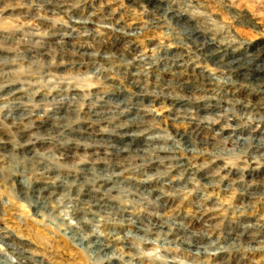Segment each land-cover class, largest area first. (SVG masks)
I'll return each mask as SVG.
<instances>
[{
  "label": "rangeland",
  "instance_id": "rangeland-1",
  "mask_svg": "<svg viewBox=\"0 0 264 264\" xmlns=\"http://www.w3.org/2000/svg\"><path fill=\"white\" fill-rule=\"evenodd\" d=\"M157 1L0 0V264H264V0Z\"/></svg>",
  "mask_w": 264,
  "mask_h": 264
},
{
  "label": "bare ground",
  "instance_id": "bare-ground-1",
  "mask_svg": "<svg viewBox=\"0 0 264 264\" xmlns=\"http://www.w3.org/2000/svg\"><path fill=\"white\" fill-rule=\"evenodd\" d=\"M136 1V0H135ZM140 1H144V0H140ZM156 2H153V3H157L158 4V2L159 1H157V0H155ZM166 4V3H165ZM167 6H169L168 4H166ZM170 7V6H169ZM52 34H54V36H56V37H59V39L60 40H62L63 41V39H64V36L66 35L65 33H60V32H55V33H52ZM51 34V35H52ZM68 36V35H67ZM73 36V35H72ZM65 40V39H64ZM76 40V39H75ZM61 41V42H62ZM77 41V40H76ZM110 41V40H109ZM64 42V41H63ZM62 42V43H63ZM67 42H70L71 44L72 43H74V42H72V40L69 38L68 40H67ZM76 43V42H75ZM78 43V42H77ZM81 44V43H80ZM79 43L77 44V46L75 47V48H80V47H82L81 45H80ZM109 44V43H108ZM62 45V44H61ZM73 45V44H72ZM113 45V44H112ZM67 46V45H66ZM106 47V46H105ZM104 47V49H107V47L105 48ZM221 50V49H220ZM252 57V59H251V62H253L254 60H255V58L256 57H254V56H251ZM235 59V58H234ZM239 59V58H238ZM237 59V60H238ZM231 60V59H230ZM236 60V59H235ZM235 63V62H234ZM264 63V62H263ZM226 64V63H225ZM224 65V64H223ZM237 65V64H236ZM240 66V65H239ZM256 66V65H255ZM254 67V66H253ZM252 68V67H251ZM257 69V68H256ZM227 72V71H226ZM231 72V71H230ZM236 72H238V71H236ZM243 72V71H242ZM249 72V71H248ZM247 73V72H246ZM198 75V74H197ZM203 77V76H202ZM230 77V76H229ZM235 77V76H234ZM236 77H239V76H236ZM244 77V76H243ZM260 78V77H259ZM238 79V78H237ZM207 81V80H206ZM232 82V81H231ZM237 82H238V80H237ZM252 82V81H251ZM239 86V85H238ZM158 88L156 89V90H158V91H160V93H164L165 94V91H166V88H164L163 86H157ZM166 87V86H165ZM204 88V87H203ZM222 88L223 89H227V90H238V88H237V86H229V85H225V86H222ZM140 91V90H139ZM235 94V93H234ZM261 95V94H260ZM263 96H256L255 97V100L254 101H249V102H246V103H243V101H242V99H235V101H238V102H234V103H236V105L237 106H239L240 107V109L241 110H243V111H245V112H249L250 113V115H251V117L250 118H252L251 120H253L254 121V119H259V118H264V94H262ZM233 96V95H232ZM229 97H230V95H229ZM228 97V98H229ZM227 98V97H226ZM225 98V99H226ZM231 98V97H230ZM229 101V100H228ZM227 101V102H228ZM222 102V101H221ZM208 103H211V106L212 107H215L216 106V104H217V102H214V99L213 100H211L210 102H208ZM171 105V104H170ZM173 105V104H172ZM222 105H224V104H222ZM120 107H123V108H127V106H123V104H120L119 105ZM226 106V105H225ZM129 107V106H128ZM134 108V107H133ZM211 108V107H210ZM183 109V108H182ZM128 110V109H127ZM225 110V109H224ZM242 112V111H241ZM126 113H127V111H126ZM89 114V113H88ZM99 114V112H97V111H95L94 112V114H93V116H97ZM100 114H103L101 111H100ZM243 116V115H242ZM136 118V117H135ZM141 119V118H140ZM138 120V122H142L141 120ZM135 120V121H134ZM133 121L134 122H136V119H134ZM174 120V118L173 119H171V121H173ZM132 121V122H133ZM129 122V121H128ZM188 133V132H187ZM259 133V132H258ZM261 134H263V133H261ZM181 135H182V133H181ZM195 135V134H194ZM129 136V135H128ZM259 136H261L260 134H259ZM264 136V135H263ZM189 137V136H188ZM128 139V138H127ZM182 139V138H181ZM180 139V140H181ZM203 139V138H202ZM128 141V140H127ZM184 142H182V144H184L185 146H186V148L188 149V148H191V149H189V152H188V154H195V152H197V150L193 147V144H192V141L190 140V141H185V140H183ZM205 141V140H204ZM235 141L236 142H238V144L239 145H241L242 147H246V148H249V149H251V148H253L254 149V151H256V150H258V148L259 147H264V137H262V139H255L254 137H253V135L252 134H248L247 136H245V137H242L241 135H237L236 137H235ZM124 146V145H123ZM127 146H128V144H127ZM130 146V145H129ZM252 146V147H251ZM119 147V146H118ZM137 148V147H136ZM139 148V147H138ZM130 149V148H129ZM141 149V148H140ZM123 150H125V149H123ZM133 150V149H132ZM252 150V149H251ZM261 150V149H260ZM138 151V150H137ZM156 152L158 151V155L159 156H161V158H163V159H169V158H173V157H176V158H181V157H178V155H177V152L176 151H166V150H163V149H158V150H155ZM128 150L125 152V151H122V153H120V154H118V157H124V158H128ZM141 153V152H140ZM184 153H186V152H184ZM104 154V153H103ZM135 154H137V153H135ZM143 156V155H142ZM105 158V157H104ZM108 160H109V158H108ZM152 160V159H151ZM108 162V161H107ZM115 164H118V163H115ZM183 165V162H182V160H181V164L180 163H178V167H181ZM87 169V168H86ZM102 172V171H101ZM104 172V171H103ZM194 173H199V169H197V168H195L194 166L190 169V174H194ZM103 174V173H102ZM98 177V176H97ZM100 178H101V176H100ZM103 179H105L104 177H103ZM25 182V181H24ZM19 184H21V183H19ZM107 189H109V188H107ZM33 190V189H32ZM43 191H46L45 189L43 190ZM76 192V191H75ZM85 192V191H84ZM103 192H105V190L103 191ZM152 192V191H151ZM48 195L50 194V193H47ZM46 195V194H45ZM77 195V194H76ZM87 196H88V198L86 199V200H84L85 201V203H87L88 204V206H87V211L89 212V213H91V215L93 214V213H95V212H103V211H105L106 210V208L105 207H103L101 204H100V201L102 200V199H99V198H96V197H93L92 195H90V194H86ZM36 196V195H35ZM33 197V196H32ZM43 197V196H42ZM156 197V196H155ZM91 198L93 199V200H91ZM102 202V201H101ZM39 206V205H38ZM110 206V205H109ZM110 209V208H109ZM116 210V209H115ZM199 210H202V208H199ZM199 210H198V212H199ZM113 213H116V212H113ZM117 215H119V214H117ZM122 215H124V213H122ZM127 215V214H126ZM162 215V214H161ZM128 217V216H127ZM59 220V219H58ZM57 220V221H58ZM74 220H75V224H78V223H82V222H80L79 220H80V218H78L77 219V217H75L74 218ZM166 221H168V220H166ZM84 223V222H83ZM150 223V222H149ZM167 224V223H166ZM251 226V225H250ZM254 227V226H253ZM152 228H157L156 226H154V225H152ZM244 228V227H243ZM65 229H70V230H72V228H70V227H68V225H66V227H65ZM143 228H142V226L141 225H139L138 227H137V232L138 233H133L134 235H137V236H144V232L142 233L141 231H143L142 230ZM163 229V228H162ZM87 230V229H86ZM145 230V229H144ZM154 230V229H153ZM231 230V229H230ZM229 230V231H230ZM156 231V236H159V233H161V229L159 228V230L157 231V230H155ZM167 231V230H166ZM228 231V232H229ZM78 232V231H77ZM107 232V231H106ZM165 232V231H164ZM132 233V232H131ZM154 233V232H153ZM174 233H175V231H174ZM79 234V233H78ZM164 234V233H163ZM244 234V233H243ZM237 235V237L235 238V239H233L232 240V242L233 243H235V242H241V241H243L242 239H244V241L243 242H245V243H250L249 241H248V237H250V235ZM68 235V234H67ZM109 235H112V232L111 233H107V234H105L104 236H103V238L105 237V239L106 240H110V242H111V244L110 245H108V244H106V243H104V241H102V240H100V237H97V238H95L93 241L92 240H90V242H87V243H85L84 245H85V247L92 253L93 252V254L95 255V256H97L102 262H107V263H109L110 264V260H113V259H115V260H117V261H119L117 258H109V257H107L108 256V254L109 253H111L113 250H119L123 255H124V258H126L127 257V254H128V252H126L125 253V249H126V247H128L127 246V244L124 246H120L119 248L117 247V245H115V244H118L119 245V243H118V241H121L122 243L121 244H123V240H125V238L126 237H130V236H127V235H125V234H122L123 236H121V238H119V237H117L118 239L116 240L115 238H112L111 236H109ZM131 235V234H130ZM71 236V235H70ZM182 236V235H181ZM115 237V236H114ZM165 237V236H164ZM229 237V236H228ZM251 238V237H250ZM128 239V238H127ZM137 239V238H136ZM245 239H246V241H245ZM167 240H169V239H167ZM77 241V240H76ZM78 241H80V242H82V243H84L83 242V239L82 238H79L78 239ZM77 241V242H78ZM192 241V240H191ZM131 242V241H130ZM171 242H174L175 243V245L176 246H181V247H183L184 249L186 248V249H188V247H191L192 246V243L188 240V239H186V238H183V237H177V238H175V239H173V240H171L170 241V243ZM257 243H259L260 244V241H257ZM149 244V243H148ZM129 245H130V243H129ZM161 246V245H160ZM234 246V245H233ZM232 246V247H233ZM246 246V245H245ZM261 246V245H260ZM263 246V245H262ZM248 247V246H247ZM131 250V249H130ZM193 251V250H192ZM191 251V252H192ZM194 251H196V253H194V255H195V257H193V258H187V259H189V260H191L192 262H196V259H198V258H196V255H204V254H206V250L204 249V248H202V247H197ZM192 254V253H191ZM128 258V257H127ZM126 258V259H127ZM129 259V258H128Z\"/></svg>",
  "mask_w": 264,
  "mask_h": 264
}]
</instances>
